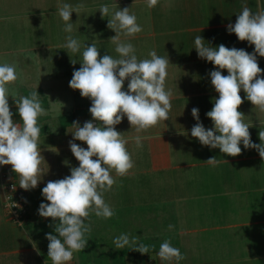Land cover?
Returning a JSON list of instances; mask_svg holds the SVG:
<instances>
[{
    "label": "rangeland",
    "instance_id": "obj_1",
    "mask_svg": "<svg viewBox=\"0 0 264 264\" xmlns=\"http://www.w3.org/2000/svg\"><path fill=\"white\" fill-rule=\"evenodd\" d=\"M65 3L73 7L84 5V10L72 13L73 29L70 33L64 30L66 22L58 15L59 7ZM215 4L216 0H158L156 6L149 7L147 0H0V64H14L18 73V79L7 85L8 102H15L40 88L38 94L47 113L38 118L41 127L39 147L45 160L41 165L44 175L36 188L23 189L30 209L49 203L42 195L47 182L63 179L71 174L73 167H79L69 142L87 149L86 143L74 139L72 124L78 122L82 127L85 122L93 120L89 112L91 99L83 98L78 90L69 87L73 72L81 67L84 45L95 42L101 57L108 54L119 58L115 51L116 43L111 41L116 33L108 28L111 15L102 17L98 12L100 6L109 5L110 10L113 5H118L119 9L127 7L130 13L135 14L143 31L129 37L121 30L119 35L121 42L133 44L138 59H150L148 54L152 50L158 56L169 58L165 82L166 90L172 93L169 120L137 132L125 116L115 126L128 141L126 147L134 167L125 176H119L115 171L111 173L116 183L104 193V199L115 215L105 219L93 212L85 220L90 225V232L99 235L103 243L90 241L83 252L76 253L78 264H92V258L97 255L102 262L100 264H131L135 259L139 264H264V259L254 262L240 260L241 251L238 252L240 256H226L225 250L232 253L234 244L213 243L210 231L199 235L185 232L204 225L205 216L212 217L209 207L203 208L202 203L197 205L195 200L186 203L182 199L187 193L180 183L181 177L183 180L187 174H194L188 171L183 176V170L181 172L175 166L183 157L179 149L183 130L193 120L190 108H198L204 99L213 100L218 96L210 77L214 64L198 56L194 43L196 36L207 38L212 33L209 29H201L210 23L201 13H209ZM68 36L80 41L78 52L73 53L63 47ZM122 90H128V80H125ZM136 136L144 138L142 147H137ZM153 138V145H158L156 148L160 149L166 142L170 149L167 169L154 170L151 167L148 143ZM252 154L259 153L253 149ZM196 156L199 157V153ZM9 172L20 187V177L13 171ZM197 191L198 187L195 194ZM183 205H187V210ZM2 211L3 230H24V226L11 224L4 208ZM169 225L174 227L169 229ZM121 234H127L130 240L139 237V242L150 246L148 253L141 254L128 246L116 249L114 239ZM165 240L178 248L185 259L162 260L158 252ZM95 244L99 246L94 248Z\"/></svg>",
    "mask_w": 264,
    "mask_h": 264
},
{
    "label": "clouds",
    "instance_id": "obj_2",
    "mask_svg": "<svg viewBox=\"0 0 264 264\" xmlns=\"http://www.w3.org/2000/svg\"><path fill=\"white\" fill-rule=\"evenodd\" d=\"M158 0H147L154 7ZM84 10V5L63 4L58 15L65 24V31L72 32L71 15ZM104 16L111 15L108 28L116 35L111 41L116 43L115 51L119 58L105 54L100 56L96 43L84 45L82 63L73 72L69 87L78 90L83 98L91 99L89 112L93 118L81 127L73 122L75 140L87 144V149L70 141V150L79 167H73L71 174L63 179L49 181L42 189V195L49 203H41L39 215L58 221L55 226L57 235L48 234V258L53 264H67L76 252L87 247L86 234L91 231L85 220L91 213L105 219L115 215L113 208L106 203L104 193L110 191L116 183L113 171L125 176L134 167V161L126 145L124 134L115 128L126 116L137 132L146 131L161 121L169 120L171 110L170 90H166L169 58L158 56L155 50L149 52V58L138 59L133 44L121 42L119 32L134 37L143 31L130 8L119 9L118 5H101L99 11ZM229 33H234L239 41H247L255 46L254 53L244 49L228 48L221 44L218 48L206 44L198 35L195 37V49L201 59L214 64L219 70L210 73L211 84L219 94L214 106L207 113L213 122L212 129H206L199 121V110L192 109L197 123L191 129V136L212 149L236 157L241 154V143L245 149H256L264 159V131L259 132V145L251 141L249 129L253 124L246 122L245 115L238 111L243 104L240 92L246 93V99L264 111V78L257 61V54L264 57V11L253 13L244 6L237 15L234 25H228ZM76 53L81 48L79 40L67 37L63 46ZM72 64H75L71 60ZM227 70L228 75L222 74ZM18 79L14 64H0V165H11L12 171L20 177V188L25 191L34 189L44 175L41 168L45 162L39 147L41 127L38 118L46 115L38 91L30 96H21L15 101L21 123L14 122L8 102V84ZM128 80V90H122ZM98 122V123H94ZM162 136V134H161ZM137 147H142L141 136H136ZM96 157V159H93ZM227 162V161H226ZM215 166L218 159L211 157L206 162ZM228 163V162H227ZM18 206V205H17ZM174 226L169 225V229ZM59 237V238H58ZM139 237L131 240L127 234L114 239L116 249L128 246L141 254H147L148 245L139 242ZM159 257L165 261L185 259L180 250L165 240L160 244Z\"/></svg>",
    "mask_w": 264,
    "mask_h": 264
},
{
    "label": "crops",
    "instance_id": "obj_3",
    "mask_svg": "<svg viewBox=\"0 0 264 264\" xmlns=\"http://www.w3.org/2000/svg\"><path fill=\"white\" fill-rule=\"evenodd\" d=\"M244 6L250 7L253 13L264 11V0H216L214 8L209 13H201L207 16V20H210V23L201 29H209L212 32L209 37H202L205 43L214 48L223 44L228 48L235 47L244 49L250 54L254 53V45L247 41H239L234 33L230 34L228 31V25L235 24L237 15ZM257 61L259 67L264 70V57L257 54ZM214 70L219 69L212 65L211 71ZM222 74L227 76V70H223ZM261 78H264V73ZM39 89L37 91L41 90ZM240 95L244 102L238 111L245 115L247 123L253 124V127L249 129L251 141L259 145L261 143L259 132L264 131V111L248 101L243 90ZM218 98L219 94L212 98L213 100L204 99L197 108L199 121L206 129L213 128V122L207 117V113L211 111L214 101ZM9 106L11 112L18 111L12 100H9ZM190 109L192 110V108ZM12 118L14 122L22 124L19 116H12ZM196 123L197 120L193 118L183 130L182 141L179 143L183 157L180 158V162L175 168L179 167L181 172L183 170L182 175L187 174L188 171H192L194 174L183 175V180L181 177L180 183L187 193V196L182 199L186 203L195 200L198 202L197 205L202 203L203 208L209 207L212 217L205 216L204 225L196 226L195 229L191 228L185 232H194L199 235L201 232L210 231L213 233L211 235L213 243H233L232 253L225 250L228 257L230 254L239 255L241 253L238 252L241 251L240 260L254 262L264 259V159L259 154L253 155L252 148L245 149L243 143L240 145L241 154L236 157L227 156L219 149L202 145L198 139L191 136V129ZM153 143L154 138L148 143L151 167L154 170L169 168L170 149L167 147V143L165 142L163 147L160 146V149L156 148L158 145H153ZM194 153L196 155L199 153V157ZM211 157L217 158L219 163L215 166L207 164L206 162ZM258 160H262V162ZM9 171H12L11 165H0V205L2 209L4 181L9 179L17 185L19 183L11 177L12 174ZM195 186L198 187L196 194ZM183 207L186 210L188 208L187 205H183ZM2 209L0 210V264H53L52 260L48 258L49 241L46 236L48 234L58 236L55 232L58 221L53 222L51 218L41 217L39 207L35 206L30 209L29 206V218L24 230L9 232L2 229L5 225L1 218ZM85 223L87 224L86 221ZM98 246L99 244H95L94 248ZM76 253L67 264H78L75 260ZM97 258L98 255L92 258V264L102 263ZM139 263L138 259L131 262V264Z\"/></svg>",
    "mask_w": 264,
    "mask_h": 264
},
{
    "label": "built area",
    "instance_id": "obj_4",
    "mask_svg": "<svg viewBox=\"0 0 264 264\" xmlns=\"http://www.w3.org/2000/svg\"><path fill=\"white\" fill-rule=\"evenodd\" d=\"M3 208L6 217L14 226L25 225L28 219V203L24 190L9 179L3 183Z\"/></svg>",
    "mask_w": 264,
    "mask_h": 264
},
{
    "label": "trees",
    "instance_id": "obj_5",
    "mask_svg": "<svg viewBox=\"0 0 264 264\" xmlns=\"http://www.w3.org/2000/svg\"><path fill=\"white\" fill-rule=\"evenodd\" d=\"M32 92H30V93H28L27 94V96H30V94H31ZM12 114H13V116H19V114H18V111H15V112H13L12 111ZM12 182H14V181H12ZM15 183V182H14ZM16 184V183H15ZM26 198V197H25ZM26 201H27V199H26ZM27 203H28V201H27ZM28 218H29V204H28ZM9 222H10V220H8ZM27 221H28V219L26 220V223H27ZM11 223V222H10ZM26 223H25V225H26ZM24 225V226H25ZM96 233H92V232H89V233H87V240H88V243L90 242V241H92L93 243H98L99 241H101V240H99V235L97 236V235H95ZM102 243H103V240L101 241ZM87 258L88 259H90V256H87Z\"/></svg>",
    "mask_w": 264,
    "mask_h": 264
}]
</instances>
